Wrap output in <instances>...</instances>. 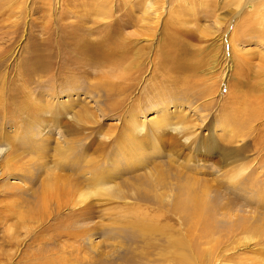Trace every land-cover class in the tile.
Listing matches in <instances>:
<instances>
[{
  "label": "rangeland",
  "instance_id": "1",
  "mask_svg": "<svg viewBox=\"0 0 264 264\" xmlns=\"http://www.w3.org/2000/svg\"><path fill=\"white\" fill-rule=\"evenodd\" d=\"M181 187L262 263L264 0H0V264H154Z\"/></svg>",
  "mask_w": 264,
  "mask_h": 264
},
{
  "label": "bare ground",
  "instance_id": "2",
  "mask_svg": "<svg viewBox=\"0 0 264 264\" xmlns=\"http://www.w3.org/2000/svg\"><path fill=\"white\" fill-rule=\"evenodd\" d=\"M98 178H99L98 175L94 174L93 179H96L94 181L95 184L97 183ZM75 186L76 185H74V186L72 185L71 189L70 188L66 189L68 191V193L66 194L67 197L72 196L76 192V189L79 190V188L78 187L75 188ZM177 191H178V197L177 196H175V197L179 198V201L176 202V204H175L176 208L175 209L177 212H179L182 215L181 216L182 217L181 223L186 224L185 233L180 232L182 237L179 235H178V238H174L173 236H170V237L165 236L164 237L163 235H159L158 232L160 230H158V229L161 228L160 225H158L157 222H151V218H148L145 215H142V216L136 215L135 219L133 218L135 220V221L134 220L133 221L136 222V226H138V228L140 227L139 230L134 231L138 237H140V238L142 237L144 239L146 238V240L150 243L152 241L154 242V238L156 239V237H158V239L156 241H158V242L160 241L159 243H161V245L158 244V246L156 245L157 247H155L156 251L158 250L156 252V256H158V258L153 259V261L150 259L152 262H154V264H160V263L161 264H197V263L200 264L201 263L200 258L202 259V257L205 255V252H207V250H206V248L204 249L203 246H202V248H199V247L203 244H205V245L210 244L211 242L213 243V245L211 244V246H214V247L217 245L219 246L220 243L222 242L221 236H223V235H220L218 238L219 240H218L217 238H215V236H217V234L227 233L229 231L233 232L237 229L240 232L241 231L246 232V231H249V229L251 232L254 230V229H252L253 228L252 225H250V228H249V227L245 226L244 223H241V224L237 223V225L235 224V225L227 228L226 231H222L221 227L216 225V221L213 218L212 214L214 213V211H213V213L210 211L208 204L205 203V201L200 198L201 196H199L198 193L196 191H194V189H191L188 187L187 188L181 187V188H178ZM63 193L65 194V190ZM180 198H182V199H180ZM202 198H203V196H202ZM134 222H131V223H134ZM135 229H137V228L135 227ZM194 232H196V234ZM229 233H227V234H229ZM228 236L229 235H225L223 237H228ZM179 237H181V238H179ZM230 238H232V237H230ZM214 247H212V249L215 250V248H217V247H215V248ZM220 247H222V246L220 245ZM216 250H218V249H216ZM219 251H220V248H219ZM263 251H264V249L260 248L259 253H260V255H262L261 256L262 257V259H261L262 263L261 264H264V260H263L264 259V252ZM212 255H214V254H212ZM221 256H224V255H221ZM135 258L138 259V257H134V259ZM205 258H204V260H207ZM132 260H133V258H132ZM148 260H149V258H148ZM198 260H200L199 261L200 263L198 262ZM149 262L147 261V263H149ZM202 262H205V261H202ZM259 263H260V261H259V259H256V257L252 260L251 263H249L248 261H244V264H259ZM203 264H205V263H203Z\"/></svg>",
  "mask_w": 264,
  "mask_h": 264
}]
</instances>
